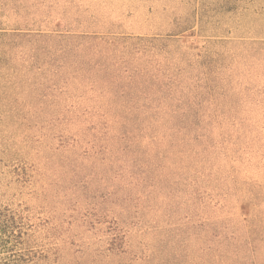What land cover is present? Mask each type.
Instances as JSON below:
<instances>
[{"label":"rangeland","instance_id":"1","mask_svg":"<svg viewBox=\"0 0 264 264\" xmlns=\"http://www.w3.org/2000/svg\"><path fill=\"white\" fill-rule=\"evenodd\" d=\"M0 24L33 32L0 39V201L40 222L37 264H264V0H0Z\"/></svg>","mask_w":264,"mask_h":264},{"label":"trees","instance_id":"2","mask_svg":"<svg viewBox=\"0 0 264 264\" xmlns=\"http://www.w3.org/2000/svg\"><path fill=\"white\" fill-rule=\"evenodd\" d=\"M32 33L31 30L8 29L0 24V39L29 37ZM4 48L5 45L0 44V62ZM40 226L30 209L22 203L0 201V264H37L40 260L52 258V246L47 239H41Z\"/></svg>","mask_w":264,"mask_h":264}]
</instances>
